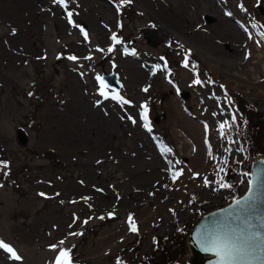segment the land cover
Segmentation results:
<instances>
[{"label": "rangeland", "instance_id": "374dc122", "mask_svg": "<svg viewBox=\"0 0 264 264\" xmlns=\"http://www.w3.org/2000/svg\"><path fill=\"white\" fill-rule=\"evenodd\" d=\"M213 1L216 11L208 0H69L70 23L54 0H0V144L24 165L17 185L0 174V240L21 257L0 249V264H54L59 249L70 250L73 264H115L136 237L130 216L150 254L155 236L174 231V215L185 223L227 203L219 169L229 152L235 164L247 155L237 139L220 135L232 117L224 87L264 113V0ZM147 28L162 37L158 47L144 37ZM169 39L211 77L185 68L181 50L167 54ZM113 71L123 91L103 90L128 104L99 95L97 76ZM154 93L163 99L156 106ZM248 181L237 178L243 193Z\"/></svg>", "mask_w": 264, "mask_h": 264}, {"label": "trees", "instance_id": "16d2710c", "mask_svg": "<svg viewBox=\"0 0 264 264\" xmlns=\"http://www.w3.org/2000/svg\"><path fill=\"white\" fill-rule=\"evenodd\" d=\"M133 12V9H132ZM135 12V11H134ZM136 14V13H135ZM122 34V30L120 31ZM124 41L127 45L134 47L135 39L131 36H123ZM168 53L174 52L176 50H181L186 57V60L192 67L197 71V73H207L210 77L211 75L201 68L202 63L196 58V56L189 50L183 48V46L176 42L174 39H169ZM175 73V70L172 71ZM227 96L231 103L232 114H236V124L232 126L231 131H226V136H232L237 139L244 153L247 155L246 161L233 163L229 159L231 156L227 157V162L223 168L225 171L222 172V182L230 183L231 188H224L229 190V195L227 197V203L232 202L236 198L242 195V187L239 182H237L238 176L244 177V173L250 175L251 163L254 159L259 157H264V113L260 112L256 106L248 103L244 97L232 94L228 89L224 87ZM154 105L161 104L163 101L162 95L154 93ZM34 154L33 151H31ZM46 158L57 168L61 166L58 156L49 152L46 154ZM14 157L11 152L2 144H0V161L8 162L9 167L0 172L3 178L10 182L9 179L13 180L11 184L17 185L18 179L16 176L22 170L23 166H17L14 163ZM27 169V166H25ZM206 211H200L197 215L196 220L192 219L182 223L177 215H174L173 226L174 231L168 236H155L154 249L150 254L143 253V243L145 236L143 233L138 231L135 240L132 241L129 246H127L122 253L117 255L114 259L115 264H187L182 257L185 255L187 249V240L190 231L194 228L196 223L202 219ZM197 221V222H196ZM75 248H73L72 253H74ZM76 258L72 261L77 262ZM75 264H88L87 262H78Z\"/></svg>", "mask_w": 264, "mask_h": 264}, {"label": "snow or ice", "instance_id": "6c2138e0", "mask_svg": "<svg viewBox=\"0 0 264 264\" xmlns=\"http://www.w3.org/2000/svg\"><path fill=\"white\" fill-rule=\"evenodd\" d=\"M54 3L61 5L66 11L69 6V0H54ZM131 3V0H120V4H128ZM243 9V5H240ZM67 15L69 17V22L72 23L73 13L71 11H67ZM231 15V13H228ZM75 26V25H74ZM83 31V29H81ZM87 32H84L85 39H87ZM261 37L264 38V32L260 33ZM251 38V36L249 37ZM111 39L119 44L121 41L113 35ZM114 49H109V51H113ZM90 59L91 57H86ZM70 60H77V57L70 56L68 57ZM188 62L187 60L184 63V67L187 68ZM97 80L100 81L101 91L99 95L103 96L105 99L111 98L117 100L122 105L130 103L125 100L123 97H120L118 94L111 95L104 91L103 89L107 88V85L104 83L103 78L97 76ZM194 83L196 85H202L203 81L197 78ZM223 87V86H221ZM143 91L147 92L148 88H144ZM226 94V93H225ZM144 113L142 119L147 121L148 116V108L147 104L143 106ZM135 123V120H133ZM236 124V114L233 113L231 117V122L224 121L219 125L220 135L222 138L225 137L226 130L231 131L232 126ZM145 127L148 131H151V128L145 123ZM230 143L234 141H229ZM210 148V145H209ZM166 152L171 151L170 149H165ZM209 154H211L209 152ZM9 167L8 162L0 161V172H4L5 169ZM220 172H224L223 168L219 169ZM264 167L258 171L252 179L248 181L249 183V191L247 195L242 199H235L234 205L230 207L228 210V218L231 221L230 223L223 220H211L208 225H205L201 232L197 233V243L201 246L202 250L205 252L212 253L215 257H217L216 264H264V220L260 222L257 226L253 223L254 216L252 215L253 209L255 207V201L257 194L260 192H264ZM7 175L6 172H4ZM181 172H174L172 174V180L175 182L180 175ZM243 175L247 176L248 173H244ZM198 177L199 174H196ZM205 186H209L210 182L207 177L204 178ZM3 185H0L2 187ZM220 186L222 188H231L232 185L230 183L221 182ZM165 187H167L165 185ZM41 196H44V193H40ZM111 215V214H110ZM104 217H100L103 219ZM86 224L87 221L85 220ZM130 230L133 233H138L139 229L135 224L133 217H129L128 220ZM235 225V227L233 226ZM71 227V225H69ZM72 235H82V233H70ZM59 244H64V241L61 240ZM52 250H57V245L50 246ZM0 249L9 254L11 259L21 260V257L17 254L16 250L6 243L3 240H0ZM54 264H73L71 252L67 249H59L58 255Z\"/></svg>", "mask_w": 264, "mask_h": 264}, {"label": "water", "instance_id": "95a60500", "mask_svg": "<svg viewBox=\"0 0 264 264\" xmlns=\"http://www.w3.org/2000/svg\"><path fill=\"white\" fill-rule=\"evenodd\" d=\"M205 19L208 23L215 22V18L211 16H205ZM144 37L146 38L147 42L152 47H158L162 44L163 39L159 35V32L154 28H147L144 30ZM104 83L107 85V88L113 90L115 92H121L123 90V82L120 80V76L116 71L108 74L106 72L102 75ZM159 122V119H157ZM18 138L22 145H27L29 141L28 134L25 132L24 129L18 130ZM264 167V157L257 158L252 161L251 164V174L250 179ZM264 175V173H262ZM249 191V187L247 192L241 196L242 199L244 198ZM235 201V200H234ZM234 201L230 204L220 208L213 210L206 215L195 225V227L191 230L188 236V243H187V257L185 258V262L187 264H216L217 257H215L210 252H205L202 250L201 246L197 243L198 237L197 233L201 232L205 225H208L209 222L213 219L215 220H223L227 222H231L228 218V210L231 206L234 205ZM252 215L254 216L253 223L257 226L260 224L262 220H264V192H260L257 194L255 207L253 209ZM235 227V225H233Z\"/></svg>", "mask_w": 264, "mask_h": 264}, {"label": "bare ground", "instance_id": "6f19581e", "mask_svg": "<svg viewBox=\"0 0 264 264\" xmlns=\"http://www.w3.org/2000/svg\"><path fill=\"white\" fill-rule=\"evenodd\" d=\"M209 2H210V4H211V6H212V8H211V10H213V11H216V9H215V6H214V4H213V0H208ZM236 38V37H235ZM238 39H235V42L237 41ZM145 143L147 144L148 142H147V140H145ZM148 148H149V145H148ZM150 149V148H149Z\"/></svg>", "mask_w": 264, "mask_h": 264}]
</instances>
